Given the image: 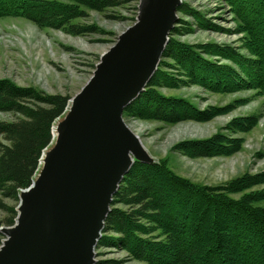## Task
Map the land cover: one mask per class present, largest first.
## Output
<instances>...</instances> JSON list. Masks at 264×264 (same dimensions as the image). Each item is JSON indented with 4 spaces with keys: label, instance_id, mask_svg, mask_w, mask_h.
Returning a JSON list of instances; mask_svg holds the SVG:
<instances>
[{
    "label": "trees",
    "instance_id": "1",
    "mask_svg": "<svg viewBox=\"0 0 264 264\" xmlns=\"http://www.w3.org/2000/svg\"><path fill=\"white\" fill-rule=\"evenodd\" d=\"M137 1L0 0V18L21 17L41 28L87 35L96 33L97 27L73 23L87 15L86 8L103 13ZM226 2L236 16L237 31L246 35V46L255 58L237 53L238 58L230 49L222 52L214 45L191 48L170 38L157 72L146 90L125 109L124 117L166 124L208 121L231 106L200 110L159 91L188 82L213 93L255 90L264 96V9H257L263 7L264 0ZM131 19L135 21V17ZM176 27L173 31L179 30L180 26ZM197 48L236 62L242 68L241 75L229 65H211L195 55ZM168 59L175 61L186 79L167 76ZM68 102L67 95L48 94L0 79V112L17 116L12 121L0 120V209L7 212L0 226L14 225L19 191L31 186L43 151L52 142L54 122ZM259 120V115L236 118L228 127L234 132H249ZM242 144V138L216 134L182 141L175 149L192 158H211L232 156ZM236 194L241 196L234 197ZM6 200L14 204L9 206ZM3 238L0 232V246ZM97 247L118 248L148 264H264V170L210 186L176 174L167 159L154 164L136 162L114 196Z\"/></svg>",
    "mask_w": 264,
    "mask_h": 264
},
{
    "label": "water",
    "instance_id": "2",
    "mask_svg": "<svg viewBox=\"0 0 264 264\" xmlns=\"http://www.w3.org/2000/svg\"><path fill=\"white\" fill-rule=\"evenodd\" d=\"M182 0H139L135 22L100 58L75 95L62 146L19 191L14 225L0 227V264H96L112 201L136 162L158 163L127 125L124 110L157 72ZM66 111V110H65ZM64 112L55 122L67 120ZM53 125V126H54Z\"/></svg>",
    "mask_w": 264,
    "mask_h": 264
},
{
    "label": "rangeland",
    "instance_id": "3",
    "mask_svg": "<svg viewBox=\"0 0 264 264\" xmlns=\"http://www.w3.org/2000/svg\"><path fill=\"white\" fill-rule=\"evenodd\" d=\"M138 4L139 0L103 13L86 8L87 15L73 20V23L97 27L96 33L87 35L41 28L21 17L0 18V79L48 94L67 95L70 100L93 76L101 56L116 42L118 35L135 22L131 18L135 17L136 20ZM257 9H264V5ZM177 15L174 27L180 26L179 30L172 29L173 34H169L174 41L191 48L214 45L222 48V52L230 49L236 56L238 53L243 58H255L246 46V35L237 31L236 16L226 0H182ZM197 49V53L193 50L195 55L211 65H229L241 75L242 68L236 62ZM166 66L169 78H187L177 69L175 61L168 59ZM159 91L165 96L182 98L200 110L231 106L226 111L221 109L224 112H219L208 121L194 119L177 124L126 118L123 113L127 125L139 136L144 148L156 161L167 159L176 174L210 186L264 170V96L258 95L255 90L213 93L204 86L190 82ZM251 115L260 117L251 131L234 132L229 129L230 121ZM16 117L11 112H0V120L12 121ZM216 134L242 138V149L232 156L211 158H192L175 149L182 141L206 139ZM6 203L9 206L14 204L10 200H6ZM18 205L19 201L16 208ZM6 216L7 212L0 209V220ZM3 226L6 225L0 227ZM95 252L96 264H148L132 259L128 252L118 248L96 247Z\"/></svg>",
    "mask_w": 264,
    "mask_h": 264
},
{
    "label": "bare ground",
    "instance_id": "4",
    "mask_svg": "<svg viewBox=\"0 0 264 264\" xmlns=\"http://www.w3.org/2000/svg\"><path fill=\"white\" fill-rule=\"evenodd\" d=\"M77 105H78V101L77 98H75V96H73L67 105L66 111L65 113L67 114V120L62 124V123H58L55 124L52 128V142L54 143V145L56 146V149H59L62 146V142L64 140V128L66 127L68 121L70 120V117H72V115H74L77 111ZM69 119V120H68ZM49 160H50V156L49 154H44L41 159H40V164L39 167L42 168L43 171H45L49 165ZM36 185H32L29 189L25 190V193H29L32 189L35 188Z\"/></svg>",
    "mask_w": 264,
    "mask_h": 264
}]
</instances>
